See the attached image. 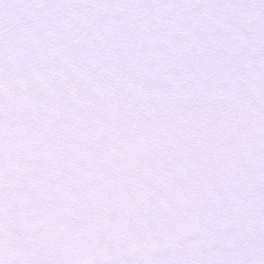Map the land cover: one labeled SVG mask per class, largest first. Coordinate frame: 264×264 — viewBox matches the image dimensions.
I'll list each match as a JSON object with an SVG mask.
<instances>
[{
	"label": "snow or ice",
	"instance_id": "snow-or-ice-1",
	"mask_svg": "<svg viewBox=\"0 0 264 264\" xmlns=\"http://www.w3.org/2000/svg\"><path fill=\"white\" fill-rule=\"evenodd\" d=\"M0 264H264V0H0Z\"/></svg>",
	"mask_w": 264,
	"mask_h": 264
}]
</instances>
